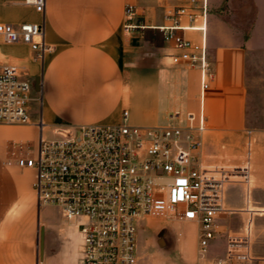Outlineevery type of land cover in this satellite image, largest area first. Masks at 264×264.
I'll list each match as a JSON object with an SVG mask.
<instances>
[{
    "label": "crops",
    "instance_id": "obj_1",
    "mask_svg": "<svg viewBox=\"0 0 264 264\" xmlns=\"http://www.w3.org/2000/svg\"><path fill=\"white\" fill-rule=\"evenodd\" d=\"M127 3L136 6L134 21L140 26L125 27ZM257 4L264 6V0ZM170 5L180 4L178 0H46L42 13L25 0H0V22L44 21V39L52 45L44 61H35L28 43L3 38L5 42H0V56L20 63L22 76L34 86L31 121H0V264H38L41 228L43 250L46 229L53 237L52 254L44 251L45 264H81L77 224L51 218L48 211L57 206L39 203L35 169L7 164L6 159L20 143L34 153L41 136L57 137L63 129L121 124L124 110L129 111L127 122L147 127L171 123L170 114L176 110L203 112L207 127L202 133L203 159L213 166H247L250 172V183H226L228 210L216 220L219 231L211 245L218 248L212 255H223L228 237L246 234L250 223L253 253L264 257V109L248 106L247 62L248 52L256 47L255 36L239 42L229 35L220 37L209 21V60L215 78L202 91L200 69L173 63L169 53L176 49L157 28L171 22L164 8ZM184 34L201 38L198 31ZM39 76L41 93L36 89ZM252 114L260 120L249 126Z\"/></svg>",
    "mask_w": 264,
    "mask_h": 264
},
{
    "label": "built area",
    "instance_id": "obj_2",
    "mask_svg": "<svg viewBox=\"0 0 264 264\" xmlns=\"http://www.w3.org/2000/svg\"><path fill=\"white\" fill-rule=\"evenodd\" d=\"M44 13L46 0H25ZM125 27L134 21L136 6L126 5ZM170 23L158 25L164 39L176 49L173 63H186L201 71L202 91L210 87L215 72L209 60V0H186L167 13ZM44 21L15 25L0 22L7 42L31 45L33 59L44 61L52 45L44 39ZM198 31L200 39L184 31ZM18 62H0V121H31L34 86L24 78ZM39 91L43 88L42 77ZM91 123L63 129L57 137L41 136L37 150L20 143L7 164L35 169L34 188L42 205L57 206L77 224L82 238L81 264H140L137 230L141 219L160 216L192 221L197 226L198 254L205 257L217 236V218L225 213V186L231 180L250 183L249 167L210 165L202 157V133L207 129L203 112L176 110L171 123L147 127L127 122ZM183 120L182 122H180ZM42 121H39V124ZM252 130H248L251 133ZM248 232L230 235L225 253L211 264H264L252 250ZM41 229L37 257L41 259Z\"/></svg>",
    "mask_w": 264,
    "mask_h": 264
},
{
    "label": "rangeland",
    "instance_id": "obj_3",
    "mask_svg": "<svg viewBox=\"0 0 264 264\" xmlns=\"http://www.w3.org/2000/svg\"><path fill=\"white\" fill-rule=\"evenodd\" d=\"M186 0H178V4ZM175 7V6H174ZM173 7V8H174ZM167 12L172 5L164 7ZM209 21L218 36L229 35L236 42L247 35H254L255 48L248 52L247 74L250 90L248 106L264 109V6L257 0H216L209 3ZM0 42H5L0 35ZM11 62L0 56V62ZM257 119L247 118L249 126ZM250 143V139L248 144ZM250 146V145H248ZM51 218L60 221L65 217L58 207L48 211ZM47 244L44 251L49 256L52 250L51 230H47ZM46 244V247H45ZM218 245L209 247L205 257L198 254L197 226L192 221L149 216L141 219L137 230V254L140 264H211L213 251ZM45 263V259H42Z\"/></svg>",
    "mask_w": 264,
    "mask_h": 264
},
{
    "label": "water",
    "instance_id": "obj_4",
    "mask_svg": "<svg viewBox=\"0 0 264 264\" xmlns=\"http://www.w3.org/2000/svg\"><path fill=\"white\" fill-rule=\"evenodd\" d=\"M41 79V76H39L37 79H36V89L39 90V83H40V80ZM41 259L44 258V250H43V231H42V228H41Z\"/></svg>",
    "mask_w": 264,
    "mask_h": 264
}]
</instances>
